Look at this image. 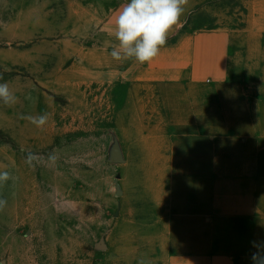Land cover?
<instances>
[{
    "label": "rangeland",
    "instance_id": "obj_1",
    "mask_svg": "<svg viewBox=\"0 0 264 264\" xmlns=\"http://www.w3.org/2000/svg\"><path fill=\"white\" fill-rule=\"evenodd\" d=\"M125 1L0 0V83L17 97L0 102V171L12 177L0 264H254L264 0H199L172 37L231 33L235 88L190 106L136 97L112 65L111 15ZM44 114L42 128L25 118Z\"/></svg>",
    "mask_w": 264,
    "mask_h": 264
},
{
    "label": "crops",
    "instance_id": "obj_2",
    "mask_svg": "<svg viewBox=\"0 0 264 264\" xmlns=\"http://www.w3.org/2000/svg\"><path fill=\"white\" fill-rule=\"evenodd\" d=\"M198 2L189 0L181 17V26L170 35L167 45L151 63L141 65L135 61L115 62L112 58V65L117 68L119 64L126 67L124 73L136 97L159 100L150 104L190 106L191 99L200 97L201 91L206 88L216 90L218 97L223 100L228 96L225 91L235 88L226 80L231 68L230 32L225 29L185 30L179 32L176 40H171ZM125 3L127 1L112 13L111 28L118 10ZM208 79L212 80L211 85ZM139 92L143 93L142 96ZM258 205L264 208V197H260Z\"/></svg>",
    "mask_w": 264,
    "mask_h": 264
},
{
    "label": "clouds",
    "instance_id": "obj_3",
    "mask_svg": "<svg viewBox=\"0 0 264 264\" xmlns=\"http://www.w3.org/2000/svg\"><path fill=\"white\" fill-rule=\"evenodd\" d=\"M189 0H127L117 12L109 35L115 40L110 52L118 62L135 61L141 65L151 63L167 45L171 34L181 26ZM0 102L12 106L17 102L14 91L8 83H0ZM32 124L42 128L48 122V115L25 117ZM33 157H28L31 163ZM12 179L8 171H0V185ZM7 205L0 199V211ZM254 264H264V254H253Z\"/></svg>",
    "mask_w": 264,
    "mask_h": 264
}]
</instances>
